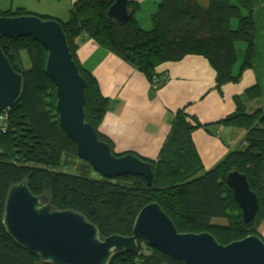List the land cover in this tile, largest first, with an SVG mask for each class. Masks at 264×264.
<instances>
[{"label":"trees","instance_id":"16d2710c","mask_svg":"<svg viewBox=\"0 0 264 264\" xmlns=\"http://www.w3.org/2000/svg\"><path fill=\"white\" fill-rule=\"evenodd\" d=\"M110 6L107 0H76L67 19L38 15L61 22L73 57L87 81L86 120L113 152L112 141L99 130L110 99L102 93L95 75L78 59L76 39L80 35H88L144 73L156 89L166 81L158 67L189 54L202 55L209 61L219 87L240 78V72L235 71L237 43H246L241 69L251 64L255 53L254 0H160L150 29L143 28L137 19L141 10L137 0H129L132 15L125 23L107 17ZM28 14L35 13L25 7L0 6V17ZM0 45L24 78L23 95L4 113L8 123L0 131V264H48L16 242L3 223L8 191L23 181L34 194L48 195L55 209L84 214L98 226L102 238L132 235L140 210L156 202L179 232H209L221 244L248 235L264 240L259 233L264 219V105L251 112L243 103L260 98L258 85L247 89V98L237 101L235 112L216 123L203 124L195 115L178 110L159 157L147 159L136 154L151 164L150 185L138 175L104 177L79 156L76 143L59 122L56 85L45 69L46 47L32 37L10 36L2 37ZM220 124L243 129L244 139L215 167L205 170L193 133L197 128ZM232 170L246 175L258 197L259 209L250 222L244 220L227 183V174ZM110 264L184 263L139 238L136 252H118Z\"/></svg>","mask_w":264,"mask_h":264},{"label":"water","instance_id":"95a60500","mask_svg":"<svg viewBox=\"0 0 264 264\" xmlns=\"http://www.w3.org/2000/svg\"><path fill=\"white\" fill-rule=\"evenodd\" d=\"M107 1L111 3L109 19L119 23L129 20V0ZM6 36L32 37L47 48L45 69L56 85L59 122L76 143L79 156L104 177L138 175L151 185L153 170L149 162L133 153H114L87 122V81L73 57L61 22L38 14L1 16L0 39ZM23 91V75L14 69L0 45V116L20 101ZM226 180L244 220L250 222L257 214L259 201L246 175L232 170ZM3 223L16 242L51 264H110L118 252H136L139 238L184 264H264V240L260 236L248 235L221 244L209 232H179L156 202L140 210L132 235L102 238L98 226L84 214L55 209L48 195L34 194L24 181L9 189Z\"/></svg>","mask_w":264,"mask_h":264},{"label":"crops","instance_id":"0c3cea01","mask_svg":"<svg viewBox=\"0 0 264 264\" xmlns=\"http://www.w3.org/2000/svg\"><path fill=\"white\" fill-rule=\"evenodd\" d=\"M0 0L2 8L25 7L29 11L67 19L76 0ZM140 25L150 29L152 14L160 0H137ZM207 3V0H202ZM255 53L249 67L244 69V51L238 47L236 82L217 86L216 71L202 55L189 54L179 61L158 67L164 72L165 84L154 88L148 77L116 54L100 46L86 34L77 37L80 63L97 78L102 93L110 99L109 109L99 127L110 138L118 152H133L143 158L156 159L171 130L176 112L183 109L195 115L203 124H212L235 112L237 101L247 98L253 85L260 88V98L248 105L251 112L264 105V0H254ZM39 14V13H38ZM242 61L239 64V58ZM241 128L210 125L197 128L193 139L206 169L215 167L227 154L238 148L244 139ZM264 237V219L259 225Z\"/></svg>","mask_w":264,"mask_h":264},{"label":"rangeland","instance_id":"374dc122","mask_svg":"<svg viewBox=\"0 0 264 264\" xmlns=\"http://www.w3.org/2000/svg\"><path fill=\"white\" fill-rule=\"evenodd\" d=\"M53 2H55V4H57L58 6H59V4H60V2L58 1V0H54ZM3 7V6H2ZM4 9H7V8H4ZM40 14V15H45V14H42V13H45V12H37V14ZM234 24V26L236 25V22H234L233 23ZM238 47H241V49L244 51V49H245V51H246V43H243V42H239V44H238ZM244 51V52H245ZM239 60V64L241 63V61H242V57L240 56V58L238 59ZM251 101H249L248 99H246V100H244L243 101V103H245L246 105L247 104H249ZM0 123H1V125H0V131L1 130H4V127H6L7 126V123H8V119H7V117L5 116V114H2L1 116H0ZM30 139V138H29ZM28 139V140H29ZM31 140V139H30ZM114 153H123V152H118V151H116L115 149H114ZM67 170H70V171H72L73 169H67ZM205 170H207L206 168H205ZM93 175H97L95 172H93ZM45 263H47V262H45ZM48 264H51V263H48Z\"/></svg>","mask_w":264,"mask_h":264},{"label":"clouds","instance_id":"9594fccd","mask_svg":"<svg viewBox=\"0 0 264 264\" xmlns=\"http://www.w3.org/2000/svg\"><path fill=\"white\" fill-rule=\"evenodd\" d=\"M0 125H1V123H0Z\"/></svg>","mask_w":264,"mask_h":264}]
</instances>
